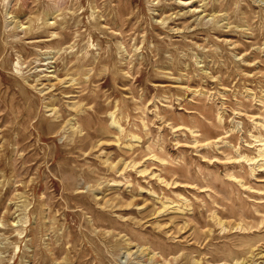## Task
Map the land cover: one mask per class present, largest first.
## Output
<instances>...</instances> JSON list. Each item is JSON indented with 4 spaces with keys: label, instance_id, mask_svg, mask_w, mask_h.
<instances>
[{
    "label": "rangeland",
    "instance_id": "374dc122",
    "mask_svg": "<svg viewBox=\"0 0 264 264\" xmlns=\"http://www.w3.org/2000/svg\"><path fill=\"white\" fill-rule=\"evenodd\" d=\"M0 264H264V0H0Z\"/></svg>",
    "mask_w": 264,
    "mask_h": 264
},
{
    "label": "bare ground",
    "instance_id": "6f19581e",
    "mask_svg": "<svg viewBox=\"0 0 264 264\" xmlns=\"http://www.w3.org/2000/svg\"><path fill=\"white\" fill-rule=\"evenodd\" d=\"M59 4H60V2H59ZM62 4V3H61ZM63 4H65V3H63ZM63 6V5H62ZM72 79V78H71ZM112 115V114H111ZM80 117V116H79ZM74 125V124H73ZM49 126V125H48ZM54 130V129H53ZM82 132V131H81ZM223 225V224H222ZM198 260V259H197Z\"/></svg>",
    "mask_w": 264,
    "mask_h": 264
}]
</instances>
